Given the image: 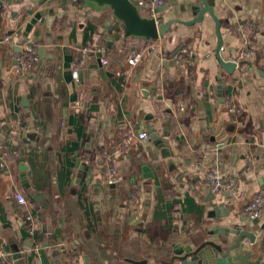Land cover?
<instances>
[{"label": "crops", "instance_id": "1", "mask_svg": "<svg viewBox=\"0 0 264 264\" xmlns=\"http://www.w3.org/2000/svg\"><path fill=\"white\" fill-rule=\"evenodd\" d=\"M208 1L221 21L222 56L239 62L251 53L232 74L216 56L209 14L148 40L125 38L111 8L83 0H0V264H15L14 249L25 264H197L182 258L210 231L236 225L253 231L255 244L213 264H264V214L258 224L242 221L264 188V0ZM200 3L167 0L156 18L191 21ZM241 26L255 27L246 43ZM30 44L39 62L18 76L17 56ZM183 48L191 62L180 67L174 56ZM134 53L143 56L131 65ZM150 127L167 136L170 157L138 138ZM108 159L120 183L106 182ZM211 172L234 179L238 191H210ZM26 214L39 222L34 236Z\"/></svg>", "mask_w": 264, "mask_h": 264}, {"label": "water", "instance_id": "2", "mask_svg": "<svg viewBox=\"0 0 264 264\" xmlns=\"http://www.w3.org/2000/svg\"><path fill=\"white\" fill-rule=\"evenodd\" d=\"M8 4H11L14 0H5ZM63 6L74 3L76 0H60ZM88 5L95 8H111L114 16L124 25L125 38H144L148 40H157L161 35H166L173 24H179L184 26H193L204 21L205 15L209 14L216 23V34L218 38V46L216 49V56L220 62L221 67L226 73L232 74L237 67H241L246 61H233L226 60L222 56L223 38L221 35V21L215 14L214 6L209 3L208 0H201L199 5L192 8L194 19L191 21H181L172 19L164 21L163 17H145L142 16L135 0H83ZM42 14L37 13L32 21L27 25L26 34L30 32L33 26L41 18ZM31 45V44H30ZM32 46V45H31ZM20 51V49H18ZM43 50H40L42 55ZM99 57H101L99 53ZM101 61V60H100ZM149 138L155 143V145L162 150L164 158L170 157V152H167V136L159 137L153 127L149 129ZM152 177V176H150ZM23 185L29 189L30 185L27 181L26 174H23ZM247 218L242 219V221ZM260 218L251 220L249 222L258 224ZM264 228V225H263ZM210 239L202 243L198 248L187 252L182 259L186 260L191 258L197 264H213L214 260L219 256L223 258H231L236 254L242 253V251H250L251 245L255 244L257 236L253 231L244 229L239 225H236L234 229L216 228L210 231ZM230 235H235L236 238L230 245L228 244ZM244 240H248V243H243ZM15 264H25L22 253L18 249H14Z\"/></svg>", "mask_w": 264, "mask_h": 264}, {"label": "built area", "instance_id": "3", "mask_svg": "<svg viewBox=\"0 0 264 264\" xmlns=\"http://www.w3.org/2000/svg\"><path fill=\"white\" fill-rule=\"evenodd\" d=\"M167 0H135L137 7L140 12H146L149 16L156 18L157 9L163 7L166 4ZM255 32V27L251 26H241L238 30V35L240 40L243 43H246L249 41L250 35H252ZM2 42L5 44L10 45L11 48L15 46L13 37L11 36H5L2 39ZM87 54V52H84ZM101 61L103 64L107 63V53L104 51H101ZM141 53H134L132 57L129 58V63L131 65H136L141 59H142ZM191 55L189 54V51L185 48L181 49L175 56L174 60L175 63L182 67L188 63L191 62L190 59ZM251 53L249 52H243L242 54V60L250 59ZM39 62V56L37 54V51L32 46H26V48L20 52L17 56V66L15 68V74L18 76L26 75L28 72H30L31 68ZM75 76L77 77V74L75 73ZM78 78V77H77ZM228 111L230 113H237L238 107L236 104L229 103L227 105ZM17 129L23 130L22 124L19 122L17 124ZM133 138V135H128L126 139H124V142L122 144H119L117 146V152H120V150L125 147L127 143H129ZM138 138L142 141H147L149 139L147 134H140ZM254 154L248 155L249 162H252ZM2 160H4L2 158ZM107 160V166H106V182L108 184H117L120 183L123 180V177L119 174L117 168L111 164ZM205 186L212 192H214L218 196H222L226 191L236 192L238 191L237 183L232 178H225L221 176L219 173L211 172L209 173L205 179H204ZM140 194V189H136V191L133 194V200L135 203H138V196ZM15 198L20 206H26L28 205V199L26 196H24L21 192L15 193ZM264 214V188H261L252 198L250 204L245 210V217L248 219V221L260 218ZM25 223H31L32 224V231L30 232L31 236L35 235V231L39 229L40 225L36 218L32 216V214H26L25 215ZM2 264H13L12 262L5 260Z\"/></svg>", "mask_w": 264, "mask_h": 264}]
</instances>
